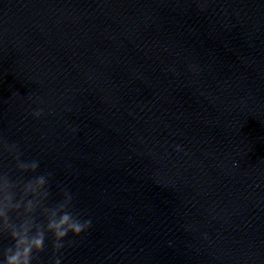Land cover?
Segmentation results:
<instances>
[{"label":"water","instance_id":"obj_1","mask_svg":"<svg viewBox=\"0 0 264 264\" xmlns=\"http://www.w3.org/2000/svg\"><path fill=\"white\" fill-rule=\"evenodd\" d=\"M0 136L92 220L62 264H264V0H0Z\"/></svg>","mask_w":264,"mask_h":264},{"label":"clouds","instance_id":"obj_2","mask_svg":"<svg viewBox=\"0 0 264 264\" xmlns=\"http://www.w3.org/2000/svg\"><path fill=\"white\" fill-rule=\"evenodd\" d=\"M43 114L31 112L34 118ZM52 180L38 159L24 158L17 143L0 136V264H41L49 239L48 264H62L66 249L92 227L67 187L57 185L59 199H53Z\"/></svg>","mask_w":264,"mask_h":264}]
</instances>
